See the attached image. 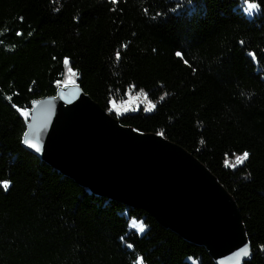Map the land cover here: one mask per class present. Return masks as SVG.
Instances as JSON below:
<instances>
[{
  "label": "trees",
  "instance_id": "1",
  "mask_svg": "<svg viewBox=\"0 0 264 264\" xmlns=\"http://www.w3.org/2000/svg\"><path fill=\"white\" fill-rule=\"evenodd\" d=\"M67 82L201 162L264 264V0H0V264H215L23 149L18 111ZM134 94L153 110L113 112Z\"/></svg>",
  "mask_w": 264,
  "mask_h": 264
},
{
  "label": "water",
  "instance_id": "2",
  "mask_svg": "<svg viewBox=\"0 0 264 264\" xmlns=\"http://www.w3.org/2000/svg\"><path fill=\"white\" fill-rule=\"evenodd\" d=\"M18 114L25 124L23 149L60 175L94 195L145 211L162 228L205 249L215 264L249 259L234 199L180 146L122 126L76 84Z\"/></svg>",
  "mask_w": 264,
  "mask_h": 264
},
{
  "label": "rangeland",
  "instance_id": "3",
  "mask_svg": "<svg viewBox=\"0 0 264 264\" xmlns=\"http://www.w3.org/2000/svg\"><path fill=\"white\" fill-rule=\"evenodd\" d=\"M255 11H245V15L247 18H252L254 16ZM66 84H71L67 82ZM65 84V85H66ZM154 102L144 98L142 95L134 94L131 99H127V101L123 104L114 105L113 112L118 116L123 115L124 112L130 111L132 109L143 110L145 113H148L153 110Z\"/></svg>",
  "mask_w": 264,
  "mask_h": 264
},
{
  "label": "snow or ice",
  "instance_id": "4",
  "mask_svg": "<svg viewBox=\"0 0 264 264\" xmlns=\"http://www.w3.org/2000/svg\"><path fill=\"white\" fill-rule=\"evenodd\" d=\"M114 2H115V0H114ZM177 55H180V53H177ZM65 62L67 63V59H66V61H65ZM25 115H27V113H25ZM29 147H31V148H33V149H35V151H37V152H39V151H40L39 147H38L36 144H29ZM244 155H245V156H247L248 154H247V153H245Z\"/></svg>",
  "mask_w": 264,
  "mask_h": 264
}]
</instances>
